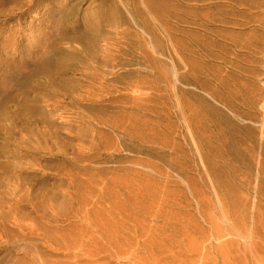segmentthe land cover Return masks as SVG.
Returning <instances> with one entry per match:
<instances>
[{"label":"rangeland","instance_id":"rangeland-1","mask_svg":"<svg viewBox=\"0 0 264 264\" xmlns=\"http://www.w3.org/2000/svg\"><path fill=\"white\" fill-rule=\"evenodd\" d=\"M0 212V264L264 245V0H0Z\"/></svg>","mask_w":264,"mask_h":264},{"label":"bare ground","instance_id":"bare-ground-1","mask_svg":"<svg viewBox=\"0 0 264 264\" xmlns=\"http://www.w3.org/2000/svg\"><path fill=\"white\" fill-rule=\"evenodd\" d=\"M0 212V238L6 237L10 240L11 233L14 231V223H6ZM168 222V221H167ZM167 225V224H166ZM102 234L106 233L108 226L99 224ZM164 228V227H163ZM133 234L137 233V227L129 230ZM156 233V230H154ZM171 232V231H170ZM143 245H112V254L116 257L127 255L131 264H264V245H195L194 242L186 245L183 241H178L179 245H174L171 233L165 236V240L170 245H155L151 241L161 240L163 237L153 236V230H148L144 234ZM118 240L119 236L115 233L111 235ZM121 236V235H120ZM140 236V235H139ZM122 237V236H121ZM134 237V236H132ZM142 237V236H140ZM150 245H145V243ZM94 245H86L88 250ZM108 246H100L102 251L109 252ZM143 249L145 254L140 258L133 256L136 250ZM91 252L94 253L93 250ZM129 252V254H127ZM41 264H46L41 261Z\"/></svg>","mask_w":264,"mask_h":264}]
</instances>
